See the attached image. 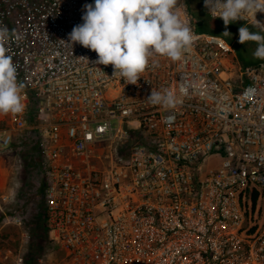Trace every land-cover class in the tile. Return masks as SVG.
<instances>
[{
    "label": "built area",
    "instance_id": "2783aa9c",
    "mask_svg": "<svg viewBox=\"0 0 264 264\" xmlns=\"http://www.w3.org/2000/svg\"><path fill=\"white\" fill-rule=\"evenodd\" d=\"M85 4L0 0L25 105L0 115V154L33 165L50 264H264V62L241 65L181 0L191 50L127 84L65 44ZM165 89L172 106L148 101Z\"/></svg>",
    "mask_w": 264,
    "mask_h": 264
},
{
    "label": "clouds",
    "instance_id": "9594fccd",
    "mask_svg": "<svg viewBox=\"0 0 264 264\" xmlns=\"http://www.w3.org/2000/svg\"><path fill=\"white\" fill-rule=\"evenodd\" d=\"M178 3L179 0H94V4L84 5L83 23L72 29L69 42H62L71 47L79 44L95 52L98 59L94 64L112 65V77L135 85L152 57L159 55L179 61L191 50L194 37L187 21L180 16ZM205 7L212 19L223 21L226 29L237 21H246L238 29V42H254L257 47L253 57L264 60V24L256 19L257 13H264V0H205ZM246 17L253 22L249 24ZM222 36L231 34L226 30ZM9 38V30L0 27V115L19 114L25 107L24 85L18 82L13 59L4 47ZM147 99L165 106L175 102L173 93L167 89L151 90Z\"/></svg>",
    "mask_w": 264,
    "mask_h": 264
},
{
    "label": "rangeland",
    "instance_id": "374dc122",
    "mask_svg": "<svg viewBox=\"0 0 264 264\" xmlns=\"http://www.w3.org/2000/svg\"><path fill=\"white\" fill-rule=\"evenodd\" d=\"M185 2L187 6L190 4L189 13L198 31L221 37L226 30L231 34L223 38L235 47L237 61L241 65L264 61L253 57L252 53L257 47L254 42H238V29L245 23H232L226 29L221 19L206 16L207 13L200 9L199 1ZM203 19H206V23ZM24 151L25 154L30 153L29 149ZM32 166L18 148L0 154V264H39V260H43V264H50V260L57 255L55 251L52 255V245L45 242V209L39 199L40 192L36 195L33 180L37 175ZM38 243L43 244L41 252H37Z\"/></svg>",
    "mask_w": 264,
    "mask_h": 264
},
{
    "label": "trees",
    "instance_id": "16d2710c",
    "mask_svg": "<svg viewBox=\"0 0 264 264\" xmlns=\"http://www.w3.org/2000/svg\"><path fill=\"white\" fill-rule=\"evenodd\" d=\"M197 1H199V5H200V9H202V11L204 10L205 11V14H206V9H205V3H204V0H197ZM189 6H187V7H189L188 9H190V4H188ZM206 16L208 17V15L206 14ZM209 18V17H208ZM210 19V18H209ZM204 20V22L206 23V19H203ZM25 156V155H24ZM26 157V156H25ZM41 201L42 202H44V200H42L41 199ZM44 228H45V231L47 232V234H46V243L48 244V245H52V242L49 240V229H48V226H47V223H46V217L44 216ZM39 244V243H38ZM43 245V244H42ZM41 244H39V249H38V251L37 252H41V250H43V246H42Z\"/></svg>",
    "mask_w": 264,
    "mask_h": 264
}]
</instances>
